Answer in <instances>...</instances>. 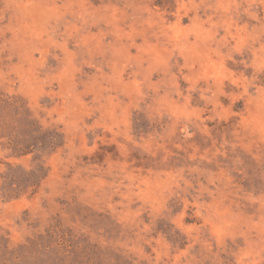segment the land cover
Segmentation results:
<instances>
[{"label": "rangeland", "instance_id": "1", "mask_svg": "<svg viewBox=\"0 0 264 264\" xmlns=\"http://www.w3.org/2000/svg\"><path fill=\"white\" fill-rule=\"evenodd\" d=\"M0 264H264V0H0Z\"/></svg>", "mask_w": 264, "mask_h": 264}]
</instances>
